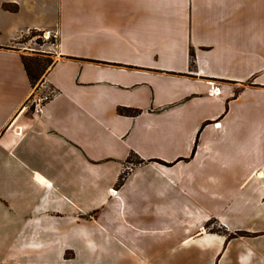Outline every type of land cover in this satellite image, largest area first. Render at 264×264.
<instances>
[{"label":"crops","instance_id":"0c3cea01","mask_svg":"<svg viewBox=\"0 0 264 264\" xmlns=\"http://www.w3.org/2000/svg\"><path fill=\"white\" fill-rule=\"evenodd\" d=\"M118 2L131 5L120 17L132 16L135 27L119 24L132 39L108 49L103 43L117 21L109 25L104 12ZM263 22L264 0H0V264L42 261L45 245L79 239L93 249L94 225L77 217L76 204L89 209L87 197L103 196L132 153L149 163L136 168L108 209L119 220L134 214L130 225L142 233L166 234L159 243L134 241L137 258L122 261L169 264L171 213L202 221L212 203L230 230L255 235L228 238L197 226L182 239V261L264 264V227L242 221L264 209ZM30 30L58 33L44 78L57 93L39 113L29 103L35 86L25 52L13 45ZM253 76L255 87L233 82ZM215 87L221 94H211ZM120 107L140 112L121 114ZM221 175L231 183L219 194L209 182ZM231 196L233 211L224 214ZM185 219L175 222L176 233L186 234Z\"/></svg>","mask_w":264,"mask_h":264},{"label":"rangeland","instance_id":"374dc122","mask_svg":"<svg viewBox=\"0 0 264 264\" xmlns=\"http://www.w3.org/2000/svg\"><path fill=\"white\" fill-rule=\"evenodd\" d=\"M10 5L14 6L13 4H10ZM130 7L131 5H129L128 3L118 2V4L114 6V9L104 12V16L105 18H107L106 21L108 20L110 21L109 25H112V22H111L112 20H110V18H114L117 21L115 24L117 26H115L114 24L112 26L114 29H116V32L112 33V39L107 44L103 43V46H105L106 48L107 47L108 49L113 48L117 44H124L132 39V38H128L127 35H125V33L120 31V29H118L119 24L120 25L124 24L131 28L135 27V24H133L134 20L132 19V16H127L125 19H123L124 22L122 21V18L120 17L121 13L127 12L128 8ZM80 12L83 13V10L80 9ZM255 13L260 14V10L255 11ZM106 21H105V24L108 23ZM256 25L258 27L259 25L263 26L262 21L259 20L258 22H256ZM44 32H47V31L30 30L27 33L23 34L20 38L15 40L13 45H16L18 48L23 50L25 54L27 55L37 56V58H39L40 60L47 59L48 57L47 55H53L49 51L56 44L57 37H54L53 35H51L48 39H46L44 37ZM57 36H58V33H57ZM192 63H193L192 66H194L193 58H192ZM255 77L256 76H253L252 79H250L249 82L247 83L243 81L241 82L233 81V82L244 84L246 86L255 87L256 84L253 83L255 80ZM43 82L44 80L40 78L35 85V89H39L42 86ZM214 83L222 84L223 82H214ZM212 91H210L211 94L213 93V94L219 95L221 94L222 89L220 87H215L212 89ZM241 91H242L241 89L237 88L236 92L239 94ZM208 122H213V121H208ZM216 125H218V123ZM198 143H199V139H197L196 141L194 150L192 152V156L196 155ZM261 149L262 150H260V153H261L260 155L264 157V142L262 143ZM181 159L189 160L190 158L182 157L179 160ZM155 160L167 166H171V167L176 164V162H166L161 159H155ZM147 163H149V161L142 159L135 153H132L124 161L123 166L121 170L119 171V179H117L118 181H115V183L110 181L112 184V187L111 188L107 187L106 193L103 196H100V195L97 196L95 194L94 195L92 194L87 197L88 199H91L93 203V205L89 209L87 210L83 209L79 202L76 204V207L79 209L77 213V217H81V219L85 220L86 222L89 221V223L91 222L94 225L92 226V232H93L92 236L93 237L96 236L97 239L95 241L97 245L93 246V249L89 248L92 246L84 245L82 244V242H79V240L81 241V239L74 241V243L68 246L63 245V244H58V243L54 244L55 246L52 244L45 245L46 254H45L44 260L41 261L37 259H29L22 263L14 262L13 264H128V263H125L124 260L122 261L124 257L127 258L129 256L130 259L132 260L133 258H137L138 256L137 248L136 246L134 247L132 244L134 243V241L140 242V240H143L141 242H152V243L153 242H157V243L163 242L165 239L166 233L162 229H152L156 232L142 233L143 231H146V230H143V229L140 230L130 225L132 224L131 222L133 221L132 219L135 217L134 216L132 218L134 214H130V213L126 214V218L124 220H119L117 219L118 214L117 212H115V209H113V211L108 209V207L114 206L117 204L116 202H118V199H119L117 197H118V191H119L120 186H122L124 183H126V181H128V179L130 180L132 176H134L133 174L137 167L145 165ZM139 172L140 171H138L137 173ZM230 181L231 180L227 177V175H221V180H218L215 182H209L210 183L209 186L211 188L216 189V193L220 194L221 191L229 187L231 183ZM80 184L81 186L82 185L89 186L90 181L84 180V181H81ZM233 198L234 196L233 197L231 196L225 199L229 202V205L226 206V209H224L223 211L224 214H226L227 211H233L232 209L234 208V206L230 204L231 203L230 201ZM222 200L221 202H223ZM201 201H204V198H202ZM221 202L218 205L221 207H224L223 203L221 204ZM206 207H208V209L210 210V216L202 221H198V218L196 217V215H193V213H181V212H176V211H173L171 213L172 221H174V223H172L173 225L171 227V230L168 231L169 233H172V234L167 235V237L171 236V238L173 239L172 245L167 246V247H170L168 248L169 250L167 251V255L169 256L167 261L169 264H187L185 260L182 261L181 259L182 247L180 244L182 242V239L186 237L195 236L197 231L202 229V227H205L206 231H209L211 233H217V234L219 233L222 235H227L228 238L255 235L244 229L243 230H230L228 227H226L222 223L220 217L215 212H213L214 210H213L212 203L211 205L208 204V206ZM185 217L188 218L189 220L187 223L188 228L185 229L187 230L186 234L176 233L177 227H176L175 222L186 220ZM230 220L232 222H235V221H238L239 219L238 217L237 218L231 217ZM121 221H125L126 223H128V224H125L124 229H120L117 226V224L121 223ZM242 221L244 222V224L254 225V226L263 228L264 227V209L259 210L255 214H248L247 216H244V217L242 216ZM108 225L110 226L109 228H108ZM197 226L199 227L198 230H197ZM98 228H101L103 231V232H100V235L97 232ZM152 230H148V231H152ZM121 242H126V244L123 245V243ZM246 242H243L244 244L240 243L241 244L240 246L243 248V245L245 246ZM250 243L251 242H249L248 245ZM255 243L259 245L261 242H255ZM91 249L93 251H90ZM52 251H54L53 252L54 254H51ZM90 256H92V259H89ZM120 261L121 263H119ZM142 263H144V261H142ZM144 264H147V263H144ZM199 264H209V263L204 262V263H199Z\"/></svg>","mask_w":264,"mask_h":264},{"label":"trees","instance_id":"16d2710c","mask_svg":"<svg viewBox=\"0 0 264 264\" xmlns=\"http://www.w3.org/2000/svg\"><path fill=\"white\" fill-rule=\"evenodd\" d=\"M4 8L10 9L12 11L18 10V5H10V4H4ZM47 59L40 60L37 58V56L34 55H27L23 54L22 59L25 64V67L27 69L30 81L35 86L37 81L42 78L44 80L47 72L49 71L50 67L54 64L55 59L52 55H47ZM119 112L121 114H127V115H137L140 110L138 109H132L127 107H120Z\"/></svg>","mask_w":264,"mask_h":264},{"label":"built area","instance_id":"2783aa9c","mask_svg":"<svg viewBox=\"0 0 264 264\" xmlns=\"http://www.w3.org/2000/svg\"><path fill=\"white\" fill-rule=\"evenodd\" d=\"M51 35L54 37H57V33H51L50 31L44 32V37L48 39ZM57 91L52 88L44 85V82L42 83V86L39 89H35L33 95L31 96L29 103L32 108V110L35 113L41 112L43 107L52 100V98L56 95Z\"/></svg>","mask_w":264,"mask_h":264},{"label":"bare ground","instance_id":"6f19581e","mask_svg":"<svg viewBox=\"0 0 264 264\" xmlns=\"http://www.w3.org/2000/svg\"><path fill=\"white\" fill-rule=\"evenodd\" d=\"M213 92V91H212ZM263 174V173H262Z\"/></svg>","mask_w":264,"mask_h":264}]
</instances>
